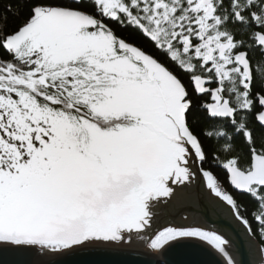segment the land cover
<instances>
[{
  "label": "snow or ice",
  "instance_id": "1",
  "mask_svg": "<svg viewBox=\"0 0 264 264\" xmlns=\"http://www.w3.org/2000/svg\"><path fill=\"white\" fill-rule=\"evenodd\" d=\"M193 185L264 264V0H0V252L197 239L234 264L153 227Z\"/></svg>",
  "mask_w": 264,
  "mask_h": 264
},
{
  "label": "water",
  "instance_id": "2",
  "mask_svg": "<svg viewBox=\"0 0 264 264\" xmlns=\"http://www.w3.org/2000/svg\"><path fill=\"white\" fill-rule=\"evenodd\" d=\"M231 217L233 218V216ZM202 218L203 221L206 220L204 215ZM161 220L162 218L154 228L160 226ZM233 220L235 219L233 218ZM205 223L209 224L235 245L233 251L228 250L234 264H253L252 262L250 263L248 255L250 250L245 240V237L248 239L249 236L238 221L235 220V225L239 228L242 238L237 235L236 229H231L234 235L237 236L233 239L219 230L213 223L207 221ZM147 253H123L113 252V250L90 249L86 251L73 250L68 253H62L56 258H50L47 255H21L0 252V264H224L223 257L220 254L205 242H200L197 239H189L167 247L165 250L158 251L160 257H156V254L149 250H147Z\"/></svg>",
  "mask_w": 264,
  "mask_h": 264
},
{
  "label": "bare ground",
  "instance_id": "3",
  "mask_svg": "<svg viewBox=\"0 0 264 264\" xmlns=\"http://www.w3.org/2000/svg\"><path fill=\"white\" fill-rule=\"evenodd\" d=\"M177 196H181L180 201L168 204L167 206L162 207V209L165 211V215L162 217V222L165 219H177L176 216L182 212H186L183 210H188L189 214L193 217L194 215H199L201 217L206 218L205 221L209 223H213L219 230L227 234L231 239L236 238L237 236L234 235L233 231L231 229H236L237 235L242 238L241 232L239 228L235 225V220L231 217L229 210L226 206L222 205L217 200L211 198L207 190L202 186L193 185L187 189H184L182 191H179ZM173 200V199H172ZM181 213V214H182ZM203 214V215H202ZM231 217V218H230ZM160 222V226H161ZM245 235V234H244ZM246 236V235H245ZM244 236V237H245ZM246 244L248 249L250 250V241L245 237ZM243 241V240H242ZM145 243L142 240L134 239L130 244L126 245H109V244H103L98 243L94 245H90L85 249H82V251L90 250V249H101L104 251H110L113 250L117 252H132V253H141V254H148L147 249L144 247ZM235 247L234 244L230 243L228 250L233 251V248ZM81 251V250H77ZM156 254V257H160L158 255V252L154 253ZM250 263L256 264V258L252 255V252H248ZM234 256V254H233Z\"/></svg>",
  "mask_w": 264,
  "mask_h": 264
},
{
  "label": "rangeland",
  "instance_id": "4",
  "mask_svg": "<svg viewBox=\"0 0 264 264\" xmlns=\"http://www.w3.org/2000/svg\"><path fill=\"white\" fill-rule=\"evenodd\" d=\"M211 197L213 198V196L211 195ZM180 200H182L181 199V196H176L170 203H174V201L175 202H178V201H180ZM217 200L219 201V199L217 198ZM175 204V203H174ZM226 206V205H225ZM183 211H186V212H188L189 213V211L188 210H183ZM165 212V211H164ZM180 213H182V212H180ZM179 213V214H180ZM161 214H162V210H159V212H157V216H156V220H157V217H160L161 216ZM179 214L177 215V216H179ZM165 215V214H164ZM176 216V217H177ZM191 218V217H190ZM193 218H194V220H193ZM193 218H192V220H190V221H188V222H186V223H195V222H197V223H200L201 225H207V226H210L209 224H207V223H205V221H203V218L201 217V216H199L198 214L197 215H194L193 216ZM231 218V217H230ZM163 220V219H162ZM169 221H173V219H168ZM167 221V219H165L164 221H163V223L165 222V223H167L166 222ZM157 222V221H156ZM163 225V224H162ZM165 226H167L166 224H165ZM248 240L250 241V250H251V252H252V255L254 256V258H256V261H258V262H256V264H261V257H260V254H259V250H258V246H257V243L255 242V240L254 239H252V238H250V237H248ZM144 247H145V249H147V250H149V251H151V252H154V253H156V252H158V251H154V250H151L150 248H148L147 247V245L145 244L144 245Z\"/></svg>",
  "mask_w": 264,
  "mask_h": 264
},
{
  "label": "flooded vegetation",
  "instance_id": "5",
  "mask_svg": "<svg viewBox=\"0 0 264 264\" xmlns=\"http://www.w3.org/2000/svg\"><path fill=\"white\" fill-rule=\"evenodd\" d=\"M179 192V191H178ZM178 192H177V194H178ZM207 193H208V195L211 197V194L207 191ZM177 195H175V197H176ZM174 197V198H175ZM173 198V199H174ZM212 198V197H211ZM213 199H215V200H217V198H215L214 196H213ZM172 201V200H171ZM218 201V200H217ZM218 202H220L222 205H224L225 206V204H223L221 201H218ZM170 204H172V203H170ZM227 208H228V206H226ZM159 210H162V214H161V216L160 217H157V220L155 219V222H154V225H153V227H155L157 224H158V222H159V220L164 216V210L162 209V207H160L158 210H157V212H159ZM228 210H229V213H230V215L232 216V214H231V211H230V209L228 208ZM191 217V218H190ZM177 219H175V220H173V221H169L168 219H167V223H163L162 222V220H161V223L163 224H161V226H159L158 228H161V227H164L165 226V224L166 225H169V224H174V225H195V226H199V227H201V228H206V229H209V230H212V231H216L213 227H211V226H207V225H201L200 223H197V222H195V223H186V222H188V221H190V220H192V216L188 213V212H184V213H180L179 214V216H177L176 217ZM186 218V219H185ZM171 220V219H170ZM193 220H194V218H193ZM157 221V222H156ZM217 233H219L218 231H216ZM220 234V233H219Z\"/></svg>",
  "mask_w": 264,
  "mask_h": 264
},
{
  "label": "trees",
  "instance_id": "6",
  "mask_svg": "<svg viewBox=\"0 0 264 264\" xmlns=\"http://www.w3.org/2000/svg\"><path fill=\"white\" fill-rule=\"evenodd\" d=\"M223 182H224V186L225 187H228V185H227V181H226V178L224 177V175L221 173L220 174V177H219ZM229 190L231 191V189L229 188ZM254 239V238H253ZM255 240V242L257 243V246H258V248H259V242H258V240H256V239H254Z\"/></svg>",
  "mask_w": 264,
  "mask_h": 264
}]
</instances>
